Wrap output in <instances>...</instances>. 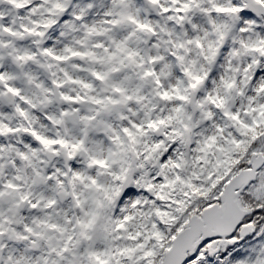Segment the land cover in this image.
<instances>
[{
  "label": "snow or ice",
  "instance_id": "6c2138e0",
  "mask_svg": "<svg viewBox=\"0 0 264 264\" xmlns=\"http://www.w3.org/2000/svg\"><path fill=\"white\" fill-rule=\"evenodd\" d=\"M0 264H264V0H0Z\"/></svg>",
  "mask_w": 264,
  "mask_h": 264
}]
</instances>
